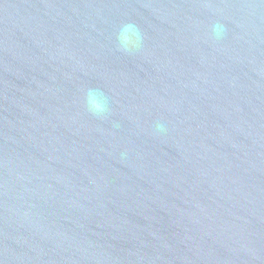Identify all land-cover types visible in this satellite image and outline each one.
Returning <instances> with one entry per match:
<instances>
[{
	"label": "water",
	"instance_id": "95a60500",
	"mask_svg": "<svg viewBox=\"0 0 264 264\" xmlns=\"http://www.w3.org/2000/svg\"><path fill=\"white\" fill-rule=\"evenodd\" d=\"M0 264H264V0H0Z\"/></svg>",
	"mask_w": 264,
	"mask_h": 264
},
{
	"label": "clouds",
	"instance_id": "9594fccd",
	"mask_svg": "<svg viewBox=\"0 0 264 264\" xmlns=\"http://www.w3.org/2000/svg\"><path fill=\"white\" fill-rule=\"evenodd\" d=\"M118 40L120 47L124 51H130L138 47L141 37L134 25L126 24L121 28ZM86 103L88 109L94 114L102 115L107 111V106L104 103L100 102L98 91L95 89L88 90L86 95ZM157 129L159 131H163V125H157Z\"/></svg>",
	"mask_w": 264,
	"mask_h": 264
}]
</instances>
